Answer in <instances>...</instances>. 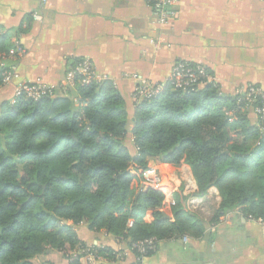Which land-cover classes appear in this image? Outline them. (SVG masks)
<instances>
[{"label":"trees","instance_id":"trees-1","mask_svg":"<svg viewBox=\"0 0 264 264\" xmlns=\"http://www.w3.org/2000/svg\"><path fill=\"white\" fill-rule=\"evenodd\" d=\"M7 41L0 36L2 56L12 47ZM0 62L13 65L6 56ZM67 91L1 107L0 264H35L49 249L69 264H85L86 250L109 263L122 259V250L81 241L75 230L83 223L135 257L132 246L152 240L143 258L159 241L200 236L205 224L186 210L184 197L175 195L166 218L164 195L132 174L149 162L187 165L198 197L216 189L213 222L237 208L244 217H264V118L251 122L236 96L204 81L187 90L164 85L155 99L135 104L132 155L123 141L125 101L108 80L76 82Z\"/></svg>","mask_w":264,"mask_h":264},{"label":"crops","instance_id":"crops-1","mask_svg":"<svg viewBox=\"0 0 264 264\" xmlns=\"http://www.w3.org/2000/svg\"><path fill=\"white\" fill-rule=\"evenodd\" d=\"M167 10L174 15L161 25L153 0H0V36L8 38L9 51L16 47L25 51L19 59L9 57V51L5 55L15 66L16 77L0 86V110L3 103L13 102L19 84L40 81L53 89L54 96L68 95L63 88L67 72L89 58L125 101L128 122L123 141L135 155L133 90L140 82H164L175 62L205 67L223 95L236 96L248 86L264 89L263 3L177 0ZM34 12L41 15L40 21L33 20ZM5 56L0 54V60ZM249 114L254 123L256 117ZM148 166H156L166 179L165 217L170 218L175 195L185 198L189 211L187 189L196 190L189 167L157 162ZM219 202L217 190L209 189L200 200L201 210L189 211L204 222L203 233L159 241L142 263L264 264V225L231 212L218 218L213 229L215 222L209 223L207 213L213 214ZM146 221H151L150 215ZM75 231L88 246L122 250V259L110 264L136 262L125 244L106 232L89 231L84 224Z\"/></svg>","mask_w":264,"mask_h":264},{"label":"built area","instance_id":"built-area-1","mask_svg":"<svg viewBox=\"0 0 264 264\" xmlns=\"http://www.w3.org/2000/svg\"><path fill=\"white\" fill-rule=\"evenodd\" d=\"M257 1L264 4V0ZM153 2L154 8L156 10L157 22L161 25H166L169 17L174 15H169L167 9L171 6H174L177 3V0H153ZM32 18L35 21H40L41 15L37 12H34L32 14ZM24 53V49L21 47H16L10 50L8 55L11 58L19 59ZM0 68L2 70L1 79L3 84L11 82L16 77L14 65L5 66L4 63L0 62ZM107 80L108 77L106 75L96 72L93 63L89 58H84L67 72L63 88L66 91L68 88L73 87L76 82L80 83L81 85H90L92 83H101ZM203 81L206 83H213V79L205 67L202 65L189 63L187 61H178L174 63L168 78L164 82L154 84L145 82L138 83L133 90L132 100L134 104H137L142 100H153L158 97V95L163 90L164 85L166 84L177 90H187L195 85H200ZM21 96L25 99L36 101L44 96L53 97L54 91L49 86L38 81L33 84L17 85L12 103L15 102L16 98ZM236 97L237 104L240 107L239 109L251 111L256 118H264V89L256 86H248L241 92H238ZM133 171L138 175L141 184L145 188L157 190L163 194L162 188L166 184V179L156 166H147L143 170L135 168ZM187 190L188 193L186 194V205L188 210L192 212L201 210L200 200L203 196H196V190L193 191L189 188ZM232 212H240V210L237 208ZM230 213H226L223 215V217L228 216ZM210 214L211 213H207L208 217L210 216L209 223H212L213 214ZM248 219L264 225V217L256 219L248 217ZM215 226H217V223H212L213 229ZM132 248L140 255V257H136V261L140 262V264H143V255H145L147 250L154 249V243L152 240H146L141 243L134 244ZM86 254V264H109L103 262L102 258L94 256L87 250ZM72 256L76 257V253H73Z\"/></svg>","mask_w":264,"mask_h":264},{"label":"rangeland","instance_id":"rangeland-1","mask_svg":"<svg viewBox=\"0 0 264 264\" xmlns=\"http://www.w3.org/2000/svg\"><path fill=\"white\" fill-rule=\"evenodd\" d=\"M242 111H245L246 112L248 110H242ZM249 115H251V114H249ZM166 205H167V203L163 200V203H162L163 208ZM79 227H81V226H77L76 229L79 228ZM90 246H93V245H89V247ZM34 263L35 264H69L70 263V260H67V258H65V256H63L62 253L57 252L55 250H50L49 249V251L46 254H44L42 256H39L36 259H34Z\"/></svg>","mask_w":264,"mask_h":264},{"label":"water","instance_id":"water-1","mask_svg":"<svg viewBox=\"0 0 264 264\" xmlns=\"http://www.w3.org/2000/svg\"><path fill=\"white\" fill-rule=\"evenodd\" d=\"M64 223H66V221H63ZM85 225V223H83Z\"/></svg>","mask_w":264,"mask_h":264}]
</instances>
